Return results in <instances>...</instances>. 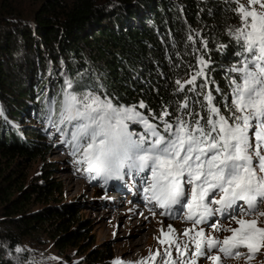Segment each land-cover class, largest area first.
Instances as JSON below:
<instances>
[{
	"label": "trees",
	"instance_id": "1",
	"mask_svg": "<svg viewBox=\"0 0 264 264\" xmlns=\"http://www.w3.org/2000/svg\"><path fill=\"white\" fill-rule=\"evenodd\" d=\"M29 1L38 4L32 25L21 21L19 25L12 23L10 28L0 29V96L17 104L23 99L27 113L38 120L58 119V104L66 88L78 95L94 91L117 106L143 101L156 115L165 107L173 116L181 115L177 109L185 102V96L189 98L188 111L199 112L201 116L207 114L204 95L209 91L220 101L221 108L228 102L224 97L230 98V79L237 76L230 69L244 58L237 54L239 45L230 35V29L239 26V17L233 11L236 4L230 0ZM4 11L8 10H0L2 25L9 20ZM5 56L10 58L11 70L16 74L17 89L9 87L8 75L12 74L4 68L2 57ZM11 56L15 58L12 62ZM198 56L204 58L207 68L204 69L206 76L197 77L196 85H203L205 79L210 83L197 87L195 92L188 91L192 87L187 86L184 92H177L176 81L199 70ZM44 67L47 68L44 80L36 87L27 88L26 81L29 79L31 83L34 78H40L39 71ZM68 82L72 84L71 89ZM53 83H58L55 93L50 91ZM44 84L46 93L36 99L37 91ZM28 103L32 104L31 108H26ZM20 114L22 111L14 109L10 116L17 119L15 116ZM7 130L0 127V180L4 162L12 166L10 162L16 161L19 166L21 158L32 160L44 147L47 150L53 147L34 140L41 137L35 131L24 132L28 137L24 139ZM62 130L63 142L85 168L82 160L85 142L74 147L70 143L73 126L65 123ZM50 172L51 169L44 168L41 178L45 183L32 184L28 192L46 200L54 190H59L47 178ZM132 173L136 176L137 171ZM14 180L13 188H0V206L4 204L3 209L12 205L11 198L23 195L24 203L16 206L23 214L25 205H31L30 196L27 191L21 192L23 188L16 176ZM122 185L121 179L111 181L109 192ZM76 215L77 211L67 204L46 207L29 216L23 215L24 220L16 225L21 232L39 230L44 225L48 231H57L58 243L66 244L87 234L83 221H77V226L69 231ZM8 237L18 240L16 236Z\"/></svg>",
	"mask_w": 264,
	"mask_h": 264
},
{
	"label": "snow or ice",
	"instance_id": "2",
	"mask_svg": "<svg viewBox=\"0 0 264 264\" xmlns=\"http://www.w3.org/2000/svg\"><path fill=\"white\" fill-rule=\"evenodd\" d=\"M230 2L236 4L233 11L240 21L239 26L230 29V35L239 45L237 54L244 58L240 67L230 69L237 76L230 79V98L224 97L228 101L224 105L226 114L211 91L204 95L207 105L204 116L188 111L187 96L179 104L177 111L181 115L174 122L165 119L173 115L167 107L158 116H151L160 121L162 129L136 111L137 106L116 107L94 91L82 95L66 91L61 112V122L73 126L70 143L74 147L81 141L86 144L83 151L88 171L97 174H119L124 168L150 171V181L144 189L150 193L146 199L165 210L182 205L188 209L185 219L194 227L207 223L217 213L231 214L238 227L220 229L212 225L217 231L231 232L230 236L219 240L206 236L200 229L191 237L195 245L192 256L205 257L212 264H220L222 259L220 255H211L213 249L224 258H240L241 247L254 254L264 245V227L258 226L264 218V211L259 208L264 203V0ZM202 43L207 47L206 42ZM197 63L201 67L191 79L176 81L177 92H184L186 84L193 85L188 91L195 92L197 87L210 83L205 79L203 85H196L197 77H205L207 68L203 57L198 56ZM68 88H72L71 82ZM200 103L204 108V103ZM138 107L143 109L146 105L141 101ZM128 120L142 123L145 134L134 140L125 123ZM238 201L246 206H242V211H237ZM174 231L171 225L167 233L161 229L165 239L159 242L174 246L180 258L188 251V245L172 238ZM192 231L186 229L183 235ZM155 255L169 258L163 264H176L168 248ZM179 264H196V259L187 262L180 259Z\"/></svg>",
	"mask_w": 264,
	"mask_h": 264
},
{
	"label": "rangeland",
	"instance_id": "3",
	"mask_svg": "<svg viewBox=\"0 0 264 264\" xmlns=\"http://www.w3.org/2000/svg\"><path fill=\"white\" fill-rule=\"evenodd\" d=\"M241 3H246V0H241ZM3 9H7L11 12L4 11L6 12L4 14L6 15L5 18L9 20L4 21L6 25L0 23V29L2 26L10 28L12 23L18 24L21 21H25L32 25L34 14L38 10V4L29 0H0V10ZM239 24L240 21L238 25ZM11 57L12 62L15 58L14 56ZM9 59L10 58L7 56L2 57L4 68L9 69L12 74V76L8 75V80L10 81L8 84L12 89H17L16 74H13L14 72L11 70L12 67H10L11 63ZM240 66L241 65L238 64L235 67ZM200 67L198 69H200ZM46 70L47 68L44 67L39 71L40 78H34L31 83L28 82V79L25 83L27 88H29V85L30 88L38 86L39 82H42L46 77ZM195 73L188 74L181 81L183 82L191 79V76ZM25 78H28L27 75H25ZM57 85L58 83H53L51 85L50 91H52V93L57 91ZM185 86L193 87V85L187 84ZM6 89L9 90V88ZM66 91L67 88L64 90V93ZM45 93L46 84L37 91L36 99ZM64 93L58 104V119L56 121L51 119L49 122L47 120L45 121V119L38 120L32 114L27 113L28 110H25V105H23L25 101H23V99L17 104L0 96L1 128L8 129L7 131L11 134H19L20 137L24 139L28 138L24 135V132L35 131L36 133H40L41 137L34 138V140H39L45 145L53 144V147L48 148V150L44 147L40 155L32 160L21 158V165L19 166H16L18 165L15 163L16 161L10 162L12 166H7L5 165L7 162H4L3 179L0 180V188L2 190H8L6 188L7 186L13 188V185L16 184L14 180L16 176L23 188L21 192L31 191L32 189L30 186L32 184L36 183L42 185L45 183V179L41 178V175L43 169L46 168L51 169L50 175L47 178L57 184V189H59L54 190L46 200L38 199L37 195L28 192L31 205H25L23 214L19 211L20 208H16L17 205L19 206L24 203L25 200L23 195H16L11 198L12 205H8L7 207L4 206L3 209L2 206L4 204L0 206V264H114L115 261H119L120 264H163V262L169 258L155 254H162L166 248L171 251V260L175 261L176 264H179L180 259L186 262L196 259V264H212V262L205 257L196 258L192 256V252L195 251V245L191 237H195L196 231L203 229L206 236H212L216 239L223 240L225 236H230L231 232L217 231L212 225H217L220 229L238 227L233 219L225 218L219 220L218 215L215 214L208 218L204 226L194 227L190 221L185 219V212L176 217L166 215L170 218L174 217L176 221L182 220L181 224L183 223V226L181 227L173 222H161L158 221L157 218L147 219L145 215H135L132 210L130 212V209L134 207L136 209L140 208L142 212L145 211L146 215L148 213H156L157 216L159 215L158 217L161 215L155 210L151 211L152 209L148 208V206H140V199L143 201L146 200L144 189L148 186L149 182L147 180L150 171L145 170L144 172H137L135 173L137 177L133 178L132 181L126 180V182H124V177L123 175L121 176L120 173L125 171V174L131 173L132 170L128 168L122 169L119 174H97L95 171L90 172L88 171V164L84 160V151L82 160L84 161L85 168L81 167L78 160L73 156L70 148L63 142L62 132L58 130V128L62 129L65 124L61 122ZM95 94L105 99L100 94ZM10 96L12 97L13 95L10 94ZM139 104L140 103L130 106L113 105L124 108L137 106L136 111L149 118L151 123L158 125L162 129V125L158 119H151V116L158 115L152 112L150 113L147 108H139ZM31 106L32 104L28 103L26 108H31ZM14 109L22 111V114L15 116L17 119L10 116ZM49 112H52L51 108H49ZM222 112L226 114L227 110L223 107ZM175 117L176 116L172 115L165 119L174 122ZM185 119H190V117L185 116ZM125 123L128 124V131L133 133L132 138L134 140L138 139L140 135L145 134V128L142 123L131 120L125 121ZM2 137L4 140L7 139L6 136ZM254 163H256V161H254ZM116 176H120L117 179H121L123 185L117 187V190L109 192L111 186L108 185L111 181L116 179ZM138 178L139 180H137ZM131 187L136 188L139 195L138 199H135L130 192ZM128 188L129 191H127ZM119 192L123 194L120 199H118ZM149 202L151 205L155 206L154 201L151 202L147 200V203ZM65 204L70 205L77 211L75 222L69 231L77 226V221L85 222L87 234L80 239L68 241L66 244L58 243L57 236H59V234H57V231H48L44 225L43 228L39 230L38 228L36 230H27L23 232L18 230L16 224L24 220L23 215L29 216L43 208H58ZM212 207L215 208L214 205H212ZM259 208L261 211H264V203H261ZM160 212L164 213L165 211ZM126 213L128 215H125ZM132 218H135V221ZM139 221L141 223L146 222V224L150 221V226L161 225L159 227H166L167 224L175 225L176 229L175 232L171 234V237L177 240L181 245L187 244L188 251L183 257L178 258L174 246L169 247L167 243L162 245L159 240L154 237L148 246H146L144 243L147 238L145 234L146 231L144 233L142 232V235H136V231H134L136 229L135 223ZM258 226L264 227V218H261V222ZM151 229L154 230L153 227H151ZM186 229H193V231L190 232L188 236H184L183 232ZM8 236H16L18 240L12 241ZM180 236H182L183 239H179ZM17 249H20V251H17ZM238 251L241 254L240 258H224L223 255L215 249H213L211 255H220L222 257L221 264H264V245L254 254L249 253L248 249L245 247H241ZM92 254L95 255L94 258L91 257ZM154 255L155 259H152ZM249 256H251V259H249Z\"/></svg>",
	"mask_w": 264,
	"mask_h": 264
},
{
	"label": "bare ground",
	"instance_id": "4",
	"mask_svg": "<svg viewBox=\"0 0 264 264\" xmlns=\"http://www.w3.org/2000/svg\"><path fill=\"white\" fill-rule=\"evenodd\" d=\"M126 173V171L125 172H121L120 174H121V176L123 175V177H124V182H126V180H129V181H132L133 180V178H135V177H137V176H135V175H131V174H133L132 172L130 173H128V174H125ZM118 177H120V176H116V179L118 178ZM115 179V180H116ZM137 180H139V178L137 179ZM136 180V181H137ZM136 181H134V182H136ZM147 184V183H146ZM127 191H129V188H128V190ZM130 192L133 194V197L135 198V199H138L139 198V195H138V192H137V190H136V188H134V187H131L130 188ZM119 195H118V199H120V198H122V196H123V194H122V192H119L118 193ZM117 202V201H116ZM122 202V201H121ZM146 205L150 208V209H152L151 211H153V210H155L156 209V207L154 206V205H151V203L149 202V203H147L146 202ZM130 209V208H129ZM131 210H132V212L135 214V215H145L146 216V218L147 219H155V218H157L158 219V221H161V222H173V223H175V224H178V225H180L181 227L183 226V223L181 224V222H182V220H178V221H176L175 220V218L174 217H172V218H170V217H168V216H166V215H160V217H158L157 215H156V213L155 214H153V213H148L147 215L145 214V211L144 212H142V211H140V208L139 209H136V208H132V209H130V212H131ZM157 211V213H160L161 214V212L160 211H158V210H156ZM147 213V212H146ZM176 213H177V209L176 208H172L171 209V212H169V216H175L176 215ZM125 215H128L127 213L125 214ZM144 216V217H145ZM134 221H135V218H132ZM146 220V219H145ZM155 222V221H154ZM180 224H179V223ZM156 223V222H155ZM135 225H136V229L134 230V231H136V235L137 234H139V235H142V232L144 233L145 231V234H146V236H147V238H146V241L144 242L145 243V245L146 246H148V244L152 241V238L154 237L155 239H158L159 241H160V239H165V237H162L161 236V229H163V231H164V233H167V231H168V224L166 225V227H159V226H161V225H159V226H150L151 225V223H150V221H149V223L148 224H146V222H144V223H141L140 221L139 222H136L135 223ZM172 227H173V229H176V227H175V225H171ZM151 227H153L154 228V230H152L151 229ZM180 228V227H179ZM160 229V230H159ZM156 230V231H155ZM159 230V231H158ZM175 232V231H174ZM179 239H183V237L182 236H180L179 237ZM142 245V244H141ZM164 245V244H163ZM143 246V245H142ZM263 246V245H262ZM190 248V247H189ZM136 249V248H135ZM191 249V248H190ZM221 264V263H220Z\"/></svg>",
	"mask_w": 264,
	"mask_h": 264
}]
</instances>
